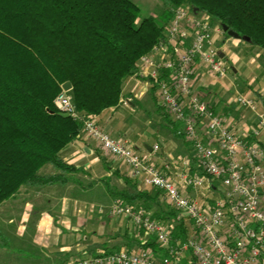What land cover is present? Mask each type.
<instances>
[{"label": "trees", "instance_id": "obj_1", "mask_svg": "<svg viewBox=\"0 0 264 264\" xmlns=\"http://www.w3.org/2000/svg\"><path fill=\"white\" fill-rule=\"evenodd\" d=\"M160 1L159 15L143 18L132 0H0V206L22 187L66 186L80 173L64 156L84 136L83 124L60 116L55 101L62 86L71 83L68 94L81 116L120 107L141 58L166 40L171 8L188 7L237 33L252 52L264 53V0ZM179 130L173 129L175 136L185 139ZM47 166L51 171L42 172ZM111 181L104 179L107 190L123 206L150 213L175 239L189 237V219L159 189L131 176L125 188ZM212 189L218 190L216 182ZM135 227L128 251L150 247L167 254L155 242L142 245L144 234Z\"/></svg>", "mask_w": 264, "mask_h": 264}, {"label": "built area", "instance_id": "obj_2", "mask_svg": "<svg viewBox=\"0 0 264 264\" xmlns=\"http://www.w3.org/2000/svg\"><path fill=\"white\" fill-rule=\"evenodd\" d=\"M170 14L167 38L154 48L161 60L143 56L134 77L143 75L147 88L156 87L161 106L181 126L178 134L192 144L198 166L208 176L182 173L179 186L162 174L150 156L141 155L126 140L111 137L96 118L81 116L68 92L55 104L60 112L82 122L84 137L96 142L100 151L118 158L132 178L143 187L159 189L170 206L183 212L192 222L189 237L175 239L171 229L150 213L116 201L111 214L128 216L144 234L142 245L155 242L167 254L159 256L150 247L113 253L101 250L97 256L68 264H264V112L250 93L236 95V102L257 117V124L245 127L240 137L236 121L213 110L205 95L195 90L194 82L201 66L226 88L229 71L219 56V41L225 32L188 7H173ZM120 103L129 107L126 97ZM215 182L220 184V194L202 203L181 191L192 188L211 193Z\"/></svg>", "mask_w": 264, "mask_h": 264}, {"label": "crops", "instance_id": "obj_3", "mask_svg": "<svg viewBox=\"0 0 264 264\" xmlns=\"http://www.w3.org/2000/svg\"><path fill=\"white\" fill-rule=\"evenodd\" d=\"M225 39L224 35L219 44L226 58L222 46ZM243 50L244 56L254 53L264 57L263 52H252L246 44ZM152 57L161 60L160 52H155ZM202 68L200 66L197 70ZM236 69L234 71L238 73ZM216 83L218 86L204 95L216 113L236 121L237 134L242 137L245 127L257 124V117L246 108L241 110L248 115L247 120L245 114L235 112L232 96L253 93L245 89L238 91L229 72L224 81L226 88L218 81ZM125 95L129 107L121 105L96 117L103 131L115 139L130 141L138 153L150 156L162 174L179 186L182 185V173L202 175L198 160L195 164L191 158L181 157L189 153L190 142L175 136L173 129L181 126L172 117L164 115L155 91L146 86L145 76L133 77ZM256 96V101L264 107L263 90ZM151 124L156 128L155 132L149 134L148 131L137 130L139 126L149 127ZM129 133L130 139L127 138ZM156 145L158 150L154 149ZM64 159L81 168L78 175H73L71 183L44 188L22 187L14 198L0 206V264H68L97 256L101 250L108 253L127 250V241L136 238L135 224L128 216L111 214L110 207L119 200L110 194L104 182V179H112L109 183L112 187L125 188V179L130 176L129 168L118 158L100 151L96 142L84 136L71 143ZM185 161L188 165L184 164ZM50 171L51 168L46 173ZM216 185L219 189L220 184ZM181 191L200 203L206 197L213 200L220 193L218 190L196 192L192 188H181ZM102 222L104 224H100ZM116 240L128 245L117 246ZM101 243L103 245L98 246ZM106 243H110V250L105 249L109 248Z\"/></svg>", "mask_w": 264, "mask_h": 264}, {"label": "rangeland", "instance_id": "obj_4", "mask_svg": "<svg viewBox=\"0 0 264 264\" xmlns=\"http://www.w3.org/2000/svg\"><path fill=\"white\" fill-rule=\"evenodd\" d=\"M132 1L134 3H136L141 8V17H143V18L151 16V15L152 16L159 15V13L164 9L163 4L161 3L160 0H132ZM223 45H224V50L226 52V58L223 59V63L227 66L228 71H229V75H230L231 79L233 80V83H234L236 89L240 92L242 89L251 90L253 93L252 96L254 98H257V96H256L257 92H260L261 90H263V92H264V57L262 55L256 56L254 53L249 54L248 56H244L243 48H244L245 44L242 40H239V39L226 38L224 40V43L222 44V46ZM259 64L261 65V67ZM257 66H259V67H257ZM198 67H200V66H198ZM236 68L238 69V73L234 71ZM196 74H198V76L196 77V80L194 82V87H195V89H197L198 92L203 93V94H205V93L207 94L208 91L211 90V88L214 89V88H216V86H218L216 83L217 80L214 77L210 76L209 72L204 67L200 71L196 70ZM213 82H214V84L212 85ZM206 99L209 100L208 97ZM235 99H236V95L232 96V101H231L232 103L231 104L232 105L234 104L235 107H233V108L236 110L235 112H241L240 114L243 113V115L245 114L246 115L245 119L247 120L248 115L245 112H243V110H241V108H243V107H241L236 102ZM257 103L259 105L258 107L264 111V107L259 102H257ZM236 108H238V109H236ZM163 113H165L164 114L165 116L168 115L167 112H165V111H163ZM244 125H245V123H244ZM137 130L148 131V133L150 134L151 132H155L156 128L153 127V125L151 124V125H149V127L148 126H139V127H137ZM127 138L130 139V133H129V135H127ZM184 141L186 142L185 139H184ZM187 143H189V142H187ZM130 145L134 147V145L131 142H130ZM189 147H190L189 153L182 154L181 157H183V158L185 156L189 157L196 164L197 158H196L195 150H194L191 143H189ZM48 169H50V166L45 167L42 172H47ZM181 216L186 217V215L183 212L181 213ZM186 218H188V217H186ZM96 221L97 220H95L94 222L96 223ZM100 224H104V223L102 222ZM187 226H188L189 230L192 228V223L190 222V220L187 221ZM115 243L116 244L118 243L117 246H121L122 244H124V242H120L117 240L115 241ZM99 244H98V246L103 245L102 243H101V245H99ZM106 245L109 246L108 250H110L111 249L110 243H106Z\"/></svg>", "mask_w": 264, "mask_h": 264}, {"label": "water", "instance_id": "obj_5", "mask_svg": "<svg viewBox=\"0 0 264 264\" xmlns=\"http://www.w3.org/2000/svg\"><path fill=\"white\" fill-rule=\"evenodd\" d=\"M222 28H223L224 32H226L228 34V36H230L231 38H233V39H240V36L237 33L229 30L227 26L223 25ZM247 40H249V39H247ZM219 56H220V58L224 59L225 58V53L221 50L219 52ZM62 88H63V90L65 92H70L72 90V85H71L70 82H67V83H65L62 86ZM59 114H60V116H62L64 118H68L69 117L68 114H65V113H62V112H60Z\"/></svg>", "mask_w": 264, "mask_h": 264}, {"label": "bare ground", "instance_id": "obj_6", "mask_svg": "<svg viewBox=\"0 0 264 264\" xmlns=\"http://www.w3.org/2000/svg\"><path fill=\"white\" fill-rule=\"evenodd\" d=\"M64 91V90H63ZM58 108V107H57Z\"/></svg>", "mask_w": 264, "mask_h": 264}]
</instances>
